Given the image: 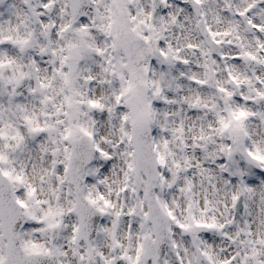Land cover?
<instances>
[{"label":"snow or ice","instance_id":"obj_1","mask_svg":"<svg viewBox=\"0 0 264 264\" xmlns=\"http://www.w3.org/2000/svg\"><path fill=\"white\" fill-rule=\"evenodd\" d=\"M0 264H264V0H0Z\"/></svg>","mask_w":264,"mask_h":264}]
</instances>
